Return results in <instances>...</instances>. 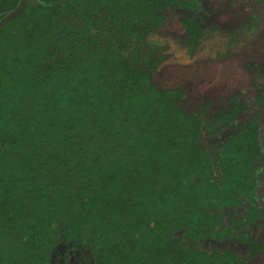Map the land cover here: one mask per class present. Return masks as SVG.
Listing matches in <instances>:
<instances>
[{
	"label": "trees",
	"instance_id": "1",
	"mask_svg": "<svg viewBox=\"0 0 264 264\" xmlns=\"http://www.w3.org/2000/svg\"><path fill=\"white\" fill-rule=\"evenodd\" d=\"M25 1L0 26V264L262 254L259 111L238 121L254 97L208 114L155 77L177 54L159 33L169 18L180 53L217 30L199 0ZM20 2L0 0V20Z\"/></svg>",
	"mask_w": 264,
	"mask_h": 264
},
{
	"label": "rangeland",
	"instance_id": "2",
	"mask_svg": "<svg viewBox=\"0 0 264 264\" xmlns=\"http://www.w3.org/2000/svg\"><path fill=\"white\" fill-rule=\"evenodd\" d=\"M219 1L203 0L207 11L205 15L202 14L204 25L216 26L219 32L206 35L193 55L180 53L185 47V36L177 25V19L169 18L159 33L174 43L173 48L177 54L157 71L155 77L166 87H183L186 92L184 102L191 108L208 101V114L220 107L229 106L235 99L255 97L239 115L238 121L259 111L264 138V100L257 102L258 97L255 96L258 80L264 84V6L257 5L250 12L244 8L246 0H238L236 6L241 4L244 10L240 13L232 10L238 14L233 16L230 10L221 12ZM251 13L256 19H249L247 23ZM230 31H236L240 43L232 44ZM227 37L230 38L229 43ZM261 184V191L264 192V177ZM247 264H264V252Z\"/></svg>",
	"mask_w": 264,
	"mask_h": 264
},
{
	"label": "flooded vegetation",
	"instance_id": "3",
	"mask_svg": "<svg viewBox=\"0 0 264 264\" xmlns=\"http://www.w3.org/2000/svg\"><path fill=\"white\" fill-rule=\"evenodd\" d=\"M194 1V0H193ZM237 1L238 0H220L219 1V3H218V5H219V8L221 9V12H223L224 10L226 11V10H230V11H232V10H235L237 13H240V11H243L244 10V8H245V10H248V11H250V12H252L253 11V9H254V7L255 6H264V0H246V2H247V5H246V7H245V3L243 4L244 5V8H242V6H241V4L239 5V6H236V4H237ZM199 2H200V5H201V9H200V15H201V17H202V14H206L207 13V11H206V8H205V6H204V2H203V0H199ZM226 5H228V7L226 6ZM239 8V9H238ZM217 11H218V9H217ZM220 11V10H219ZM219 11H218V13H219ZM234 11V12H235ZM233 11L231 12V14L233 15V16H238V14L235 12L234 13ZM207 17L209 18L210 17V15L208 14L207 15ZM253 18H255L256 19V16L255 15H252V13H251V15L249 14V16L247 17V23L248 22H250L249 21V19H253ZM233 21H235V20H233ZM211 26V25H210ZM208 27L209 29L210 28H217V30H213V31H211V32H207V35H210V34H215V33H218L219 32V28L218 27H216V26H211V27ZM253 28V27H252ZM251 28V29H252ZM229 33V32H228ZM230 35V34H229ZM252 37V36H251ZM229 40H230V38L228 39V37H227V41H228V43H229ZM241 41H240V39L238 38V37H236V41H233L232 42V44H235V43H240ZM258 82H259V84H258V86H257V89H258V87L259 88H264V84L261 82V80H258ZM257 91H255V96H257V93H256ZM255 98V97H254ZM263 100H264V98H263ZM264 139V138H263ZM262 142H263V144H264V140H262ZM255 239H257V236L255 237ZM79 253H76V255L78 256V258H74V259H77V261H80L79 259H80V256L78 255ZM76 255H74V257H77ZM72 258V257H71ZM73 259V258H72ZM82 263H83V261H82Z\"/></svg>",
	"mask_w": 264,
	"mask_h": 264
},
{
	"label": "water",
	"instance_id": "4",
	"mask_svg": "<svg viewBox=\"0 0 264 264\" xmlns=\"http://www.w3.org/2000/svg\"><path fill=\"white\" fill-rule=\"evenodd\" d=\"M25 3H26L25 0H21L19 6L16 9H14L12 12L7 14L4 18L0 20V26L4 24L6 21H8L9 19L13 18L15 15H17L23 9V7L25 6Z\"/></svg>",
	"mask_w": 264,
	"mask_h": 264
}]
</instances>
